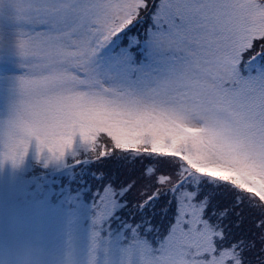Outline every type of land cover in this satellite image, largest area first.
Here are the masks:
<instances>
[{"label": "snow or ice", "instance_id": "obj_1", "mask_svg": "<svg viewBox=\"0 0 264 264\" xmlns=\"http://www.w3.org/2000/svg\"><path fill=\"white\" fill-rule=\"evenodd\" d=\"M0 105V163L99 165L87 264H264V0H0Z\"/></svg>", "mask_w": 264, "mask_h": 264}, {"label": "rangeland", "instance_id": "obj_2", "mask_svg": "<svg viewBox=\"0 0 264 264\" xmlns=\"http://www.w3.org/2000/svg\"><path fill=\"white\" fill-rule=\"evenodd\" d=\"M45 75H53L46 73ZM55 79L47 81L46 87L64 95H75L81 92L96 94L94 85L85 82L83 73L75 64L74 58L69 57L54 73ZM95 88L102 95H113L110 88H119L113 81L103 78ZM7 115L6 109L0 105V118ZM110 131L103 125L78 123L71 126V133L84 137L91 132L103 133ZM110 145V144H108ZM36 147L40 145L35 142ZM100 145L98 144L97 147ZM44 162L45 157H37L30 149L24 159L13 164L9 160L0 163V264H87L90 233L93 229L92 217L88 212L89 206L78 205L77 210H62L59 215L47 210L44 206H34L28 209L15 208L9 202L13 193L16 175L20 169L27 168L29 159ZM66 159V158H65ZM62 163L49 161L48 166L57 167ZM48 215L50 219L48 218ZM88 217V218H87ZM87 221V226L83 224ZM84 240L87 245L83 246ZM103 253V251L100 250ZM104 257L97 258V264H102Z\"/></svg>", "mask_w": 264, "mask_h": 264}, {"label": "trees", "instance_id": "obj_3", "mask_svg": "<svg viewBox=\"0 0 264 264\" xmlns=\"http://www.w3.org/2000/svg\"><path fill=\"white\" fill-rule=\"evenodd\" d=\"M99 167L96 166V169ZM24 176V174H22V177ZM21 177V179H22ZM39 185V189L40 191H34V189L32 188V184L28 183L24 188L25 190L28 192V195H26V202H30L28 204L31 203H36V202H41L45 205L49 204L50 202L52 203H59L60 205L68 202L67 198L65 196L67 195H71V201L69 202V204L74 205L76 201L81 200L84 202H88L83 196H81L79 193H72L69 192L68 194H61L59 193L60 191V187L63 186V181H60V185H58L57 187H55V191L52 193L47 189V185H43L41 183V181L38 183ZM64 195V197H63ZM113 231H115V225H113ZM84 243L87 244V240H84Z\"/></svg>", "mask_w": 264, "mask_h": 264}]
</instances>
